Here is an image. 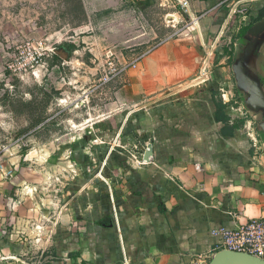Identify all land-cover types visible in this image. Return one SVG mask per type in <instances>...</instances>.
<instances>
[{"label":"crops","instance_id":"obj_1","mask_svg":"<svg viewBox=\"0 0 264 264\" xmlns=\"http://www.w3.org/2000/svg\"><path fill=\"white\" fill-rule=\"evenodd\" d=\"M165 1H81L86 27L106 29L108 39L111 29L121 30L107 43L158 45L133 64L140 53L131 58L119 52L118 72L97 90L109 100L103 114L78 123L80 135L55 137L50 153L41 150L45 162L69 153V170L60 168L67 179L26 180L19 164L27 158L8 159L20 180L0 181V264H31L40 255L44 264H192L219 245L217 230L264 214V108L249 106L233 73L241 62L264 103V36L253 42L237 36L229 50L219 48L211 78L196 83L200 58L225 9L216 7L221 0H172L173 6L188 2V22L160 37L143 14ZM247 3L254 15L264 6V0ZM165 17L176 22L180 15ZM74 50L55 55L61 67ZM107 53L105 63L114 59ZM221 87L236 104L222 100ZM217 102L224 122L216 119ZM248 120L260 152L251 146ZM66 143L69 149H62ZM149 144L151 160L144 162Z\"/></svg>","mask_w":264,"mask_h":264},{"label":"rangeland","instance_id":"obj_2","mask_svg":"<svg viewBox=\"0 0 264 264\" xmlns=\"http://www.w3.org/2000/svg\"><path fill=\"white\" fill-rule=\"evenodd\" d=\"M81 1L0 0V181L19 179V169L8 161L16 155L27 158L19 164V168L24 167L22 172L29 174L26 180L51 182L62 175L63 180L67 179L69 174L60 168L68 169L69 153L53 155L45 162L47 155L41 150L50 153L56 146L55 137L80 135L83 125L78 123L103 114L109 100L99 89L108 62L117 72L119 52L132 58L151 46L107 43L117 41L121 30L111 29L114 37L108 39L107 33H102L106 29L86 27L87 14ZM171 1L143 14L160 37L188 22L184 11ZM172 13L177 18L180 15L176 22L165 17ZM137 30H129L128 34L134 36ZM95 33L96 39L92 38ZM71 42H75V56L71 55L61 67L62 60L55 55L69 56L73 51ZM106 53H112L114 59L105 63ZM60 98L64 99L61 104ZM66 141L63 138L59 142ZM64 148L69 149V143L63 144Z\"/></svg>","mask_w":264,"mask_h":264},{"label":"built area","instance_id":"obj_3","mask_svg":"<svg viewBox=\"0 0 264 264\" xmlns=\"http://www.w3.org/2000/svg\"><path fill=\"white\" fill-rule=\"evenodd\" d=\"M250 0H221L216 7H224L225 15L217 30L213 40L206 45L204 54L200 58L198 70L195 76V82L202 84L207 82L212 75L214 63L212 57L219 49H229L233 44V39L237 37L240 30L250 22L251 9L247 2ZM179 7L183 11H187L188 2L178 1ZM215 7V8H216ZM157 44L148 46L141 52L131 64L137 59L144 56L146 53L153 50ZM55 53V49H52ZM112 62H108V68L103 72L100 83L109 82L118 72H115ZM221 98L225 103L236 104L237 99L228 90L220 88ZM248 136L251 141V146L256 152L261 151V141L258 137L254 122L251 120L246 123ZM216 234L220 237L219 245L213 250L211 255H200L193 261L192 264H210L209 258L213 257L220 251H231L241 253L250 258L264 262V214L256 218H249L246 222L236 225L233 228H221ZM31 264H44L42 256L35 258Z\"/></svg>","mask_w":264,"mask_h":264},{"label":"water","instance_id":"obj_4","mask_svg":"<svg viewBox=\"0 0 264 264\" xmlns=\"http://www.w3.org/2000/svg\"><path fill=\"white\" fill-rule=\"evenodd\" d=\"M264 35V17L253 24L246 33V37L250 39L251 42L263 37ZM233 73L235 76L237 87L247 94H249V106L251 108H264V103L259 100L256 91L250 86L247 77L245 75V70L241 62L236 63L233 66ZM264 130V124L262 125ZM152 156L151 144H149L144 152L143 161L149 162ZM261 261H256L247 255L231 252V251H220L217 252L210 264H257Z\"/></svg>","mask_w":264,"mask_h":264},{"label":"trees","instance_id":"obj_5","mask_svg":"<svg viewBox=\"0 0 264 264\" xmlns=\"http://www.w3.org/2000/svg\"><path fill=\"white\" fill-rule=\"evenodd\" d=\"M262 17H264V6H262L261 8H259L256 12V14L254 15L251 12V18H250V22L247 26L243 27L240 32L238 33V37H240V41L244 42L247 30L253 25L255 24L257 21H259ZM72 48H74V45H71ZM224 106L219 102L216 103V119L217 120H221L222 122L226 121V117L224 116Z\"/></svg>","mask_w":264,"mask_h":264}]
</instances>
